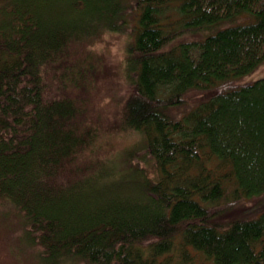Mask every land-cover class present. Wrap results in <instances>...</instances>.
<instances>
[{
  "label": "trees",
  "instance_id": "trees-1",
  "mask_svg": "<svg viewBox=\"0 0 264 264\" xmlns=\"http://www.w3.org/2000/svg\"><path fill=\"white\" fill-rule=\"evenodd\" d=\"M105 32L137 138L101 157ZM263 63L264 0H0V264H264V208L231 205L264 194V78L233 84Z\"/></svg>",
  "mask_w": 264,
  "mask_h": 264
},
{
  "label": "rangeland",
  "instance_id": "rangeland-1",
  "mask_svg": "<svg viewBox=\"0 0 264 264\" xmlns=\"http://www.w3.org/2000/svg\"><path fill=\"white\" fill-rule=\"evenodd\" d=\"M126 39L127 37L122 34H111L107 40L101 39V41L97 43L102 45V47L95 48L91 51L89 50L90 47L87 49V52L92 54L90 58H94L91 60L95 65V70L97 71V68H100L104 73L102 78H99L97 77V72L95 75L92 72H89L86 76L85 84L78 91H81L80 95H83L86 99L88 115L90 111V116L87 118V124L91 125L93 128L96 127V129H99V134H101L99 138V142H101L100 148L94 147L96 149V151H94V149L88 146L91 150H93V152L91 151V156H106L110 152L115 151L116 148L122 147L137 138V135L134 133L122 132L118 136L113 130L109 132L108 129L112 128V126L115 127L116 123L111 124L109 120L104 119L106 115L112 116L116 111L118 113L122 105V101H124L129 91L132 89L129 84L125 83L126 79L123 77V52ZM82 49L83 47L78 50V53H83ZM83 55L84 54L80 56ZM77 58L79 59V57ZM260 78H264V63L258 66L249 75L243 76L237 81H234L233 84L250 83ZM111 94L119 96V101L111 104L109 102V96ZM106 129L108 132H105L107 131ZM109 134L112 136L108 138L107 135ZM104 152L107 154L102 155V153L105 154ZM91 159V157H85L86 162ZM231 205H234L238 212L244 210L243 213L246 215L241 218H253L264 208V194L251 198L247 201L240 200ZM221 208L223 207H218L217 209ZM253 212H256V215H254ZM3 255V260L6 263L14 264L13 257L7 256L5 252L1 256Z\"/></svg>",
  "mask_w": 264,
  "mask_h": 264
},
{
  "label": "clouds",
  "instance_id": "clouds-1",
  "mask_svg": "<svg viewBox=\"0 0 264 264\" xmlns=\"http://www.w3.org/2000/svg\"><path fill=\"white\" fill-rule=\"evenodd\" d=\"M108 37H109V33H108V32H105V33L102 35L101 39H103V40H107ZM99 47H102V45L96 44V45L90 46V49H89V50L91 51V50H94L95 48H99ZM114 50H115V49H114Z\"/></svg>",
  "mask_w": 264,
  "mask_h": 264
}]
</instances>
